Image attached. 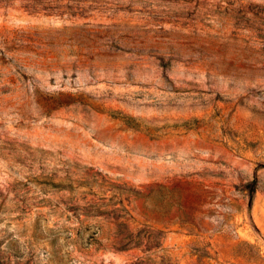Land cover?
Segmentation results:
<instances>
[{
	"label": "rangeland",
	"instance_id": "374dc122",
	"mask_svg": "<svg viewBox=\"0 0 264 264\" xmlns=\"http://www.w3.org/2000/svg\"><path fill=\"white\" fill-rule=\"evenodd\" d=\"M0 264H264V0H0Z\"/></svg>",
	"mask_w": 264,
	"mask_h": 264
}]
</instances>
